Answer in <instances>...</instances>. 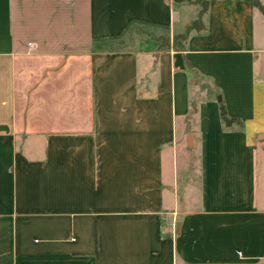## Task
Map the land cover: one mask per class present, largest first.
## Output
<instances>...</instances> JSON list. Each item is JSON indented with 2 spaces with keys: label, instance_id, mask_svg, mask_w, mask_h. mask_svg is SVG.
I'll use <instances>...</instances> for the list:
<instances>
[{
  "label": "crops",
  "instance_id": "crops-1",
  "mask_svg": "<svg viewBox=\"0 0 264 264\" xmlns=\"http://www.w3.org/2000/svg\"><path fill=\"white\" fill-rule=\"evenodd\" d=\"M200 12L0 0V264H264L261 10L210 0L183 70L152 40L99 45L134 22L174 37ZM221 99L243 128H224ZM181 148L199 155L182 184Z\"/></svg>",
  "mask_w": 264,
  "mask_h": 264
},
{
  "label": "rangeland",
  "instance_id": "rangeland-1",
  "mask_svg": "<svg viewBox=\"0 0 264 264\" xmlns=\"http://www.w3.org/2000/svg\"><path fill=\"white\" fill-rule=\"evenodd\" d=\"M173 36L164 29L152 28L149 26H141V25H132L125 36L123 37L122 42L117 43L116 46L118 48H140L147 42L148 40L155 41L157 44L161 45L168 40L171 41ZM198 150L196 148H181L178 152V176L179 181L182 184L183 174H184V163L186 159L190 161L187 168L190 170V173L193 172L195 168L198 166ZM260 152V161H259V185H260V193L264 195V158ZM195 172V171H194ZM186 173V172H185ZM194 181L197 183L198 175L197 173H193L192 175ZM181 187V185H180ZM182 189V188H181Z\"/></svg>",
  "mask_w": 264,
  "mask_h": 264
},
{
  "label": "trees",
  "instance_id": "trees-1",
  "mask_svg": "<svg viewBox=\"0 0 264 264\" xmlns=\"http://www.w3.org/2000/svg\"><path fill=\"white\" fill-rule=\"evenodd\" d=\"M233 1H235V0H224V2H225L227 7H229V5ZM246 1L251 2L252 4H254L264 14V7L261 5L259 0H246ZM209 2H210V0H195V3L200 5V7H201V12H200L199 19L196 20L195 22H193L192 25L188 26V28L186 29V31L184 33L175 35L171 39V41L168 40V41H166L164 43H161L160 47L161 48H167V49L168 48H173L177 53H181L182 54L184 52L185 42L187 41L191 30L192 29H196V30L200 31V30H202L204 28L202 17L208 10ZM132 25H141V26H149V27H152V28H158L157 26L134 22V23H131L129 25V27L126 29L124 34H122L121 36L116 37V38H111V39L105 40V41H100L99 45L102 46L101 44H105V45L108 44V45H110L111 49L118 48V46H116L117 43L122 42L123 37L125 36L126 32L128 31V29ZM218 105H219L220 119H221V122H222V124H223L225 129L232 130V129H234V127L243 128V122L240 119L233 118V117L229 116L227 108H226V104H225L223 99H221L218 102Z\"/></svg>",
  "mask_w": 264,
  "mask_h": 264
},
{
  "label": "water",
  "instance_id": "water-1",
  "mask_svg": "<svg viewBox=\"0 0 264 264\" xmlns=\"http://www.w3.org/2000/svg\"><path fill=\"white\" fill-rule=\"evenodd\" d=\"M174 58H175V67L183 70L185 68V65H184V60H183V56L181 53H176L174 55Z\"/></svg>",
  "mask_w": 264,
  "mask_h": 264
}]
</instances>
